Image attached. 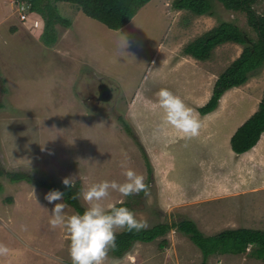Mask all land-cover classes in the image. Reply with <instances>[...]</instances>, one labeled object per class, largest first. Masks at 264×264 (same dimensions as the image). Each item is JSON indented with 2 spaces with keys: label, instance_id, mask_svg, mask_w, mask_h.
Returning a JSON list of instances; mask_svg holds the SVG:
<instances>
[{
  "label": "rangeland",
  "instance_id": "374dc122",
  "mask_svg": "<svg viewBox=\"0 0 264 264\" xmlns=\"http://www.w3.org/2000/svg\"><path fill=\"white\" fill-rule=\"evenodd\" d=\"M23 2L0 0L1 170H23L57 183L75 175L78 200L86 209L88 203L82 192L91 185L103 180L125 182V170L120 165L127 157L129 167L145 177L148 190L128 197L110 190V195L101 201L106 209L122 200L130 201L136 218L146 221L147 227L189 218L207 235L225 228L264 230V180L256 173L261 162L253 161L259 157L258 149L264 140L254 145L256 155L250 152L253 158L247 159L245 172L229 179L224 172V178L218 176L219 170L213 169L218 163L209 165L210 161H202L201 165L208 166L204 171L182 175L175 170L177 161H169L171 168L160 173L161 165L150 161L152 153L144 148L148 168L135 130L145 131L144 119L134 115L135 111L138 108L140 113L143 103L157 106V89L165 84L157 76L146 79L152 57L160 63L162 75L163 57L171 69L177 68V84L215 83L241 53L243 45L231 41L218 44L208 62L205 59L200 64L185 54L183 47L222 21L236 24L256 39V31L244 11L229 9L220 0H210V14H195L173 8L172 0H149L126 25L111 29L77 6L57 1L60 14L69 18L71 24L55 23L56 41L46 45L41 37L43 16L26 10V22L22 21L25 19L20 18L18 8ZM251 6L256 14L264 13V0H251ZM120 33L127 36L125 49ZM201 68L211 73L206 81ZM100 83L111 91L105 99L96 97ZM180 87L172 90L179 96ZM263 88L264 64L229 92L237 99L226 108L235 113L229 115L224 127L231 126L240 116L248 118L257 109ZM118 116L131 127L136 138L125 130ZM190 143L196 145L192 140ZM199 151V157L206 160V155ZM224 163L222 167H226ZM205 183L215 188L203 191ZM0 186V243L10 249L7 255L0 256V264H72L67 231L49 225L54 204L65 202L49 204L44 199L48 189L26 181L11 182L4 174L0 175ZM65 204L66 215L77 213ZM201 261L200 249L187 234L172 226L152 241H135L120 256L109 251L105 264ZM206 264H264V260L252 256L251 247H247L241 253H214Z\"/></svg>",
  "mask_w": 264,
  "mask_h": 264
},
{
  "label": "trees",
  "instance_id": "16d2710c",
  "mask_svg": "<svg viewBox=\"0 0 264 264\" xmlns=\"http://www.w3.org/2000/svg\"><path fill=\"white\" fill-rule=\"evenodd\" d=\"M29 4V10L40 13L44 18V27L41 34L46 45L56 41L53 25L61 23L65 26L71 20L60 14L56 2L65 1L77 6L86 15L102 22L111 29H119L126 25L136 14L138 9L149 0H23ZM229 9L242 10L247 15V20L256 31L257 38L252 39L236 24L222 21L218 25L205 31L183 47V52L196 59L205 60L211 55L213 48L224 42H236L243 45L241 53L219 74L216 79L209 99L197 109L201 114L213 110L220 96L229 88L239 86L247 81L249 76L264 64V13L256 14L252 9L251 0H220ZM175 9H188L195 14L211 13L210 0H172ZM125 130L136 138L131 127L118 116ZM264 131V88L257 109L245 119L230 136V147L235 153H243L252 148ZM147 161L145 151L139 144ZM150 171V170H149ZM9 181H26L38 187L50 190L57 189L65 193L63 201L71 205L79 214L85 208L78 200L79 186L69 191L63 183L40 179L23 170L3 171ZM1 188V186H0ZM144 192V191H142ZM140 192V193H142ZM76 195V199H72ZM10 200V199H9ZM117 207L126 206L133 210L130 201L114 204ZM172 226L187 234L190 240L200 249L202 254L201 264H206L210 255L218 252L241 253L251 247V255L264 260V230L249 227L225 228L214 234H204L189 218H182L177 222H159L140 231L121 230L116 234V247L110 250L111 254L120 256L133 245L135 241H152L164 235Z\"/></svg>",
  "mask_w": 264,
  "mask_h": 264
},
{
  "label": "crops",
  "instance_id": "0c3cea01",
  "mask_svg": "<svg viewBox=\"0 0 264 264\" xmlns=\"http://www.w3.org/2000/svg\"><path fill=\"white\" fill-rule=\"evenodd\" d=\"M26 19L27 16L25 20L22 21L26 22ZM188 56L190 58H194L191 55ZM208 59L206 60V62H208ZM154 60L155 58L152 57V61H150L148 66V73L146 75V79L149 78V76H152V78H154V76H157L158 77L157 79L160 83L161 82L165 83L161 88H168L172 91V90H176L177 87L180 85L183 89H185L184 91L180 87L182 90L181 94L185 96L184 98L185 103L189 107L193 108L196 113L199 114V117L202 121V128L200 131V135L203 136L200 139H199L200 136H197L190 140L183 138L181 133H179L177 130H175L170 125H167L164 122L162 109H160L158 106H154V105L151 106L149 103H147L146 105L144 103L141 104L143 108L141 110L139 109L140 113H138L137 111L138 108H137L134 115L140 116V118H143L145 120V121L143 120L142 123L145 125L144 127L145 131L140 132L138 131V129L135 130L137 131V134H139L138 140L139 142H141V146L143 147V149L145 148L147 152L152 153V156L151 155L149 156L150 153L149 154L147 153L149 159L151 158L150 161H157L156 163L161 165L160 166L161 169L158 172L163 173L168 171L171 168V164L169 163V161H175V162L177 161L175 170L178 172L177 174L180 173V175L185 174L187 172L200 173L204 171V168H207L208 166H205V164L201 165L202 161L208 163L210 161L209 165H212L213 162L218 163L213 167V169L219 170L218 176L220 175L221 178L224 176V173H226L224 177L232 179L236 177L233 176V174H239V172H245V167L249 162V160L247 159L253 158L252 155H250L251 154L250 152L256 155L255 153L256 145L253 147L254 149L251 148L250 150H247L243 153H235L230 147L229 140H230V136L237 128V126H239L247 118V116L246 117L240 116L231 122V126L229 125L227 127H224V124L227 123L229 119V115L232 116L235 113L232 110H229L228 112L226 108L227 106H229V104L232 101L237 99V96H234L232 92L231 95L229 94V92L232 91V89L235 88L236 86L229 88L223 92V94L220 96L218 100L217 106L213 110L205 114H201L197 108L203 105L204 102H206L209 99L214 82L210 84L208 82L206 83L202 82L200 84H195V86L193 85L190 86L186 82L184 84H181L182 82L177 84V81H174L178 79L176 73L177 68L174 67V69H171L169 65H166L165 63L166 59L165 57H163V59L160 61L164 67L162 69L163 70V75H162L159 68L161 67L160 63H156L155 62L156 60L155 61ZM194 60L198 64L202 62L201 60L196 58ZM153 63L159 64L158 67H156V64L152 66ZM167 69L170 70L168 71ZM205 70L202 69V71L204 72V76L206 77L204 81L207 80L208 76L209 78L211 77V73H208ZM205 72L207 74H205ZM153 73H155L156 75H153ZM161 88L158 87L157 92ZM138 94L139 93H137V95ZM181 94L180 96L183 98ZM134 97L136 98L137 96H135L134 94ZM263 133L262 135L264 136ZM261 137L259 141L264 140V137L263 139H261ZM191 140L196 145L193 146L190 143ZM188 141L190 142L188 143ZM263 146L264 143H262L261 147L258 149L259 157L257 158L255 157L253 160L257 162L260 161L262 163V164L258 163L259 166L258 168H256L257 172L255 171L256 173L259 172L261 174L260 180H264V161H262L263 159L262 155H264ZM199 150H201L202 153L206 155V160L202 159V156L199 157L198 155L200 153ZM156 151L158 152V154L156 153ZM198 151L199 153H197ZM224 161L226 162L224 163L226 167H222ZM193 181L196 183L197 179L195 178ZM202 187H203V191L208 189L212 190L215 188L214 185H212L211 187L210 185H208V183L203 184Z\"/></svg>",
  "mask_w": 264,
  "mask_h": 264
},
{
  "label": "clouds",
  "instance_id": "9594fccd",
  "mask_svg": "<svg viewBox=\"0 0 264 264\" xmlns=\"http://www.w3.org/2000/svg\"><path fill=\"white\" fill-rule=\"evenodd\" d=\"M120 38L125 49L128 46L127 36L120 33ZM156 95L157 106L163 110V120L167 125L181 133L185 139L200 135L202 121L199 114L181 96L168 88H161ZM120 166L125 170V182L103 180L82 192L83 199L88 203L83 214L66 215L67 205L63 202L55 203L50 210V227L67 231L72 264H105L109 251L116 247L117 230L140 231L148 226L146 221L138 220L135 212L126 206L117 207L113 204L106 209L101 203L110 195V190L118 191L124 197L148 190L145 177L129 167L127 157L121 161ZM62 183L71 191L76 187V176L65 177ZM64 197V192L53 189L45 194L44 199L53 204L63 201ZM76 198L73 195L72 199ZM9 251L7 245L0 243V256L7 255Z\"/></svg>",
  "mask_w": 264,
  "mask_h": 264
},
{
  "label": "flooded vegetation",
  "instance_id": "af4514ba",
  "mask_svg": "<svg viewBox=\"0 0 264 264\" xmlns=\"http://www.w3.org/2000/svg\"><path fill=\"white\" fill-rule=\"evenodd\" d=\"M107 89L108 87L105 84L100 83L98 85V95H96L97 99H103L102 97L108 95L110 90L109 89L107 90ZM110 94H111V91H110ZM96 101L98 102V100Z\"/></svg>",
  "mask_w": 264,
  "mask_h": 264
},
{
  "label": "built area",
  "instance_id": "2783aa9c",
  "mask_svg": "<svg viewBox=\"0 0 264 264\" xmlns=\"http://www.w3.org/2000/svg\"><path fill=\"white\" fill-rule=\"evenodd\" d=\"M26 10H29V4L26 3V2H23L20 5V8H18V11H19L21 19H25L26 18Z\"/></svg>",
  "mask_w": 264,
  "mask_h": 264
},
{
  "label": "water",
  "instance_id": "95a60500",
  "mask_svg": "<svg viewBox=\"0 0 264 264\" xmlns=\"http://www.w3.org/2000/svg\"><path fill=\"white\" fill-rule=\"evenodd\" d=\"M108 90V89H107ZM109 94V93H108ZM107 97H109V95H106V96H104V97H102L103 99H105V98H107Z\"/></svg>",
  "mask_w": 264,
  "mask_h": 264
}]
</instances>
